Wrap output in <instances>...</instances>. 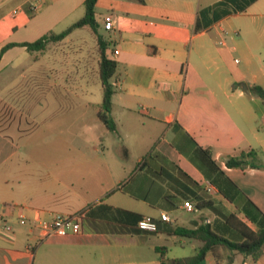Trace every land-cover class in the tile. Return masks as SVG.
I'll use <instances>...</instances> for the list:
<instances>
[{"label":"crops","instance_id":"crops-1","mask_svg":"<svg viewBox=\"0 0 264 264\" xmlns=\"http://www.w3.org/2000/svg\"><path fill=\"white\" fill-rule=\"evenodd\" d=\"M219 1L98 0L96 20L103 9L109 12L106 28L112 23L109 39L99 35L110 44L108 57L118 63L112 79L115 131L98 117L103 88L93 87L101 82L97 41L94 78L87 60L74 73L88 77L83 84L57 81L54 75L62 64L57 56L48 62L49 52L26 50L43 77L33 88L40 109L35 115L42 119L29 129L22 120L0 127V264H161L194 256L201 243L167 234L160 216L168 213L173 228L194 229L204 220H216L203 210L182 209L184 201L196 205L194 183L207 194V183L215 177L194 157L197 148L210 150L217 165L264 212V169H228L224 163L252 150L264 156V101L250 93L253 86L264 88V0L196 33L198 12ZM58 7L65 14L63 8L56 12ZM82 7L85 0H25L4 13L0 73L22 65L11 58L19 47L1 55L6 45L55 33V15L64 18ZM40 15L44 23L29 28ZM23 30L33 37L15 39ZM36 118L28 116L27 123ZM40 127L52 146L24 145ZM213 187L207 195L235 212ZM106 206L152 217L161 229L141 235L97 231ZM73 216L80 217V234L42 239L39 221ZM5 225L11 232L4 231ZM178 246L183 255L176 250L178 255L171 256ZM218 256L209 253L202 264H264V255L257 261L224 251Z\"/></svg>","mask_w":264,"mask_h":264},{"label":"trees","instance_id":"trees-1","mask_svg":"<svg viewBox=\"0 0 264 264\" xmlns=\"http://www.w3.org/2000/svg\"><path fill=\"white\" fill-rule=\"evenodd\" d=\"M259 0H220L214 5L204 8L198 12L196 33L209 31L219 21L242 14ZM98 0H85V15L82 19L71 25L65 31L55 34L51 33L43 36L33 43H10L1 50V55L13 48H25L28 52H43L51 43L64 41L74 31L89 27L97 35V43L100 55V79L103 88V102L98 114L99 120L110 130H116V124L112 117L113 96L115 93L112 79L114 78L118 63L110 59L107 50L110 46L102 36L99 35V24L96 20V7ZM250 93L264 101V88L253 86ZM194 157L199 159L215 175L211 184L215 186L219 194L230 204L234 205L237 212H240L246 219L240 218L237 212H230L221 203H217L206 193L202 192L200 186L194 183L195 189L192 196L196 201L198 210L209 209L216 215L214 222L203 221L194 229L184 227L173 228L171 224H166L164 232L169 235L179 236L201 243L194 256L182 259L162 260L161 264H202L209 253H213L219 260L218 253L221 251L230 254H241L244 257H251L257 261L264 255V212L240 189V187L230 179L219 165L214 161L210 150L197 148ZM224 163L228 169H264V163L259 160L256 151L242 153L238 157H227ZM166 170L162 173L168 175ZM180 178L185 179V183L191 184L192 179L182 171H178ZM156 174L155 172L153 173ZM162 174H157L161 176ZM170 178L174 179L172 174ZM183 185V183H180ZM184 186V185H183ZM199 191L202 192L199 195ZM103 222L97 227V231H104L125 235H141L144 232L139 229L138 224L143 216L123 209L104 207ZM247 222L255 227L253 229ZM159 227L158 232L160 231ZM236 231L238 234H235ZM157 232V233H158ZM230 236H234L230 239Z\"/></svg>","mask_w":264,"mask_h":264},{"label":"rangeland","instance_id":"rangeland-1","mask_svg":"<svg viewBox=\"0 0 264 264\" xmlns=\"http://www.w3.org/2000/svg\"><path fill=\"white\" fill-rule=\"evenodd\" d=\"M25 0H0V17L6 13L9 12L12 8L16 7L17 5L23 3ZM40 7V3L36 2ZM49 1L46 6H49ZM43 6V5H42ZM59 6L56 5L55 8ZM61 6V5H60ZM63 7H58L56 9V12H59ZM64 10V8H63ZM65 11H62L63 14H65ZM99 14L97 17V21L99 24L98 33L103 35L104 37L108 38L110 36L109 29L106 28V20L109 15V12L107 10H98ZM46 15V14H45ZM45 15H40L37 17V19L30 25L29 28H32V26H35L37 22L44 23L46 20ZM85 15V7H82L81 10L77 11L76 13H73L71 15H68L64 18L59 15H55L53 19H57L56 25L54 26L53 32L60 33L64 30H66L68 27L72 25V23H75L82 19ZM48 19H51L49 16ZM33 37V33L30 31H20L17 33L15 39L22 40V39H30ZM109 39V38H108ZM96 41H97V35L89 28H83L76 30L74 32L73 37L69 42L66 43H51L47 46L46 50L42 53L49 52V58L48 62L50 61V57H56L58 62H61L62 64H58V73H56L57 81L59 82H69V83H79L83 84L88 81L87 76H82L83 72H80V75H75L76 69H78L81 64L84 61H88L89 65L91 67V73H92V79L94 78L95 73V66H96ZM63 42V41H62ZM98 46V45H97ZM52 52L53 54H50ZM41 53V52H40ZM32 54L28 53L26 49L24 48H18L14 50L11 53L12 59H17L16 62L21 63L22 65L20 68L17 69H10L3 71L0 73V127L6 126L14 123L17 125V123L22 120V127L24 129H29L30 127L36 125V123H41L40 119H42V116L40 114L35 115L36 112H39V107L37 106V97L38 92L35 91L33 88H36V83L40 82V78H43L39 76L36 72L37 70L34 68V61L35 58L32 56ZM98 56V55H97ZM100 59V55H99ZM80 69V68H79ZM115 80V79H113ZM112 80V81H113ZM98 83V84H96ZM95 84L93 83V87H97L98 85H101V82L99 79L97 80ZM94 95L98 98V88L96 91H93ZM40 94V93H39ZM94 95L91 97V99L95 100ZM39 98V97H38ZM37 117L35 119V122L32 119V122L30 120L29 123H27V117ZM36 128V127H35ZM22 145V144H21ZM26 145L27 147H40V148H49L51 147V143L49 142V137H47V133L45 129L40 127V129L37 130L36 133L32 137H29L26 139ZM259 160L263 163L264 156L262 158H259ZM242 190V189H241ZM243 191V190H242ZM216 200V199H215ZM221 203L224 207L222 202ZM231 208L235 209V212H237L234 205L231 204ZM204 213L207 215H210L209 213H212L209 209H204ZM238 215L241 216L242 219L246 220L240 212H237ZM214 216L215 214L212 213ZM212 215V216H213ZM213 216V217H214ZM209 219V217H208ZM213 220L212 222H214ZM235 234H238L236 231H234ZM230 239H234L230 236ZM190 252H192V247H188ZM180 251L181 253L179 255H183L181 251V247L178 246V249L173 250L170 255H178L177 251Z\"/></svg>","mask_w":264,"mask_h":264},{"label":"built area","instance_id":"built-area-1","mask_svg":"<svg viewBox=\"0 0 264 264\" xmlns=\"http://www.w3.org/2000/svg\"><path fill=\"white\" fill-rule=\"evenodd\" d=\"M107 27L109 29L112 28V23L107 22ZM115 54H118V51H116ZM206 191L208 193L214 192V187L211 183H207ZM6 208L7 206H2V209L5 210ZM182 209L190 213L198 211L196 205L191 201H184ZM21 218L24 219L23 216H21ZM160 221L166 224L173 223L172 218L168 213H162ZM138 227L140 230L147 233H157L159 230L158 222L152 217H143V219L139 222ZM38 228L42 233L41 237L43 240L55 236L66 237L69 235H78L82 230L79 216L57 217L52 220L39 221ZM11 230L10 226H4V231L6 233L11 232Z\"/></svg>","mask_w":264,"mask_h":264},{"label":"water","instance_id":"water-1","mask_svg":"<svg viewBox=\"0 0 264 264\" xmlns=\"http://www.w3.org/2000/svg\"><path fill=\"white\" fill-rule=\"evenodd\" d=\"M245 88H247V86H245Z\"/></svg>","mask_w":264,"mask_h":264}]
</instances>
